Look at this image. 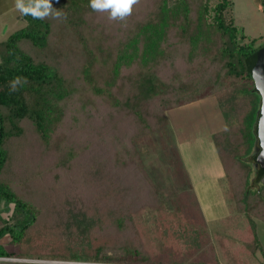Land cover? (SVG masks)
Returning <instances> with one entry per match:
<instances>
[{"label":"trees","instance_id":"obj_1","mask_svg":"<svg viewBox=\"0 0 264 264\" xmlns=\"http://www.w3.org/2000/svg\"><path fill=\"white\" fill-rule=\"evenodd\" d=\"M51 2L65 20L19 13L26 25L0 40V240L12 247L0 242V256L264 264L254 221L264 220V184L250 192L261 155L245 159L261 145L264 42L236 22L234 0H140L126 26L89 0ZM18 76L27 83L10 92ZM209 95L227 118L214 141L232 209L213 224L180 152L187 185L168 197L136 147L166 126V111Z\"/></svg>","mask_w":264,"mask_h":264},{"label":"rangeland","instance_id":"obj_2","mask_svg":"<svg viewBox=\"0 0 264 264\" xmlns=\"http://www.w3.org/2000/svg\"><path fill=\"white\" fill-rule=\"evenodd\" d=\"M234 2L236 22L242 26L247 35L258 37L257 43L264 42V4L262 0H234ZM26 23V20L19 17V12L14 7V0H0V40ZM166 117L165 127L148 132L140 138L136 145L140 162L151 174L153 180L155 179L151 169H158L156 176L159 180L156 182L169 197L175 194L172 191L176 192L187 185V180L179 169L177 158L172 155L174 150H178L190 176V187L192 186L191 189L194 188L199 196L208 223L213 224L214 221L223 218L232 210L230 202L224 197L223 186H227V181L224 178L225 170L214 141V133L227 126V118L220 110L217 98L212 95L171 108L166 111ZM256 146L245 156L251 164L254 163L253 155L256 154ZM257 169L256 166L250 176V192L256 191L264 184L263 177L257 178ZM0 203V207L6 210L3 202ZM5 210L1 213L6 219L9 214ZM177 215L185 216L182 213ZM254 221L261 240L262 251L260 252L264 256V221L257 218ZM8 240L9 235L5 234L0 242L12 248ZM17 261L53 264H113L64 262L41 258H20Z\"/></svg>","mask_w":264,"mask_h":264},{"label":"clouds","instance_id":"obj_3","mask_svg":"<svg viewBox=\"0 0 264 264\" xmlns=\"http://www.w3.org/2000/svg\"><path fill=\"white\" fill-rule=\"evenodd\" d=\"M139 3L140 0H89L88 6L94 12L106 14L109 21H119L122 26H126L134 7ZM14 7L21 15L31 16L33 19L62 22L67 18L62 10L53 7L51 0H14ZM26 83V78L14 77L9 82V90L18 91ZM261 103L264 104V98H261ZM19 259L9 256L0 257V264H13Z\"/></svg>","mask_w":264,"mask_h":264},{"label":"water","instance_id":"obj_4","mask_svg":"<svg viewBox=\"0 0 264 264\" xmlns=\"http://www.w3.org/2000/svg\"><path fill=\"white\" fill-rule=\"evenodd\" d=\"M255 74L257 78V84L261 91L262 98H264V47L257 51V57L255 60ZM259 121V138L261 141V166L264 168V104L261 105Z\"/></svg>","mask_w":264,"mask_h":264},{"label":"flooded vegetation","instance_id":"obj_5","mask_svg":"<svg viewBox=\"0 0 264 264\" xmlns=\"http://www.w3.org/2000/svg\"><path fill=\"white\" fill-rule=\"evenodd\" d=\"M261 150H262V149H261V145L256 146V153H257V156H258V154L261 155ZM256 166H257L258 169H261V168H262L261 164H256ZM263 178H264V176H263Z\"/></svg>","mask_w":264,"mask_h":264},{"label":"crops","instance_id":"obj_6","mask_svg":"<svg viewBox=\"0 0 264 264\" xmlns=\"http://www.w3.org/2000/svg\"><path fill=\"white\" fill-rule=\"evenodd\" d=\"M261 220V219H260ZM262 221H264V220H262ZM256 228H257V224H256ZM258 233V232H257ZM258 237H259V235H258ZM260 239V238H259ZM261 241V240H260ZM259 256L260 257H262L263 255L261 254V252L259 253Z\"/></svg>","mask_w":264,"mask_h":264},{"label":"built area","instance_id":"obj_7","mask_svg":"<svg viewBox=\"0 0 264 264\" xmlns=\"http://www.w3.org/2000/svg\"><path fill=\"white\" fill-rule=\"evenodd\" d=\"M0 257H4V256H0Z\"/></svg>","mask_w":264,"mask_h":264}]
</instances>
